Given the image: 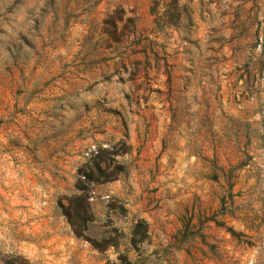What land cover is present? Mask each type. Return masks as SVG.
<instances>
[{"label":"rangeland","instance_id":"374dc122","mask_svg":"<svg viewBox=\"0 0 264 264\" xmlns=\"http://www.w3.org/2000/svg\"><path fill=\"white\" fill-rule=\"evenodd\" d=\"M0 264H264V0H0Z\"/></svg>","mask_w":264,"mask_h":264}]
</instances>
